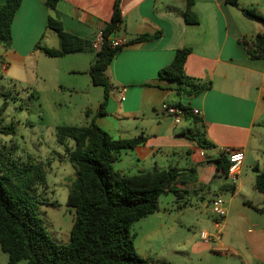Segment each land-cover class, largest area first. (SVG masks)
I'll return each mask as SVG.
<instances>
[{"label": "crops", "instance_id": "0c3cea01", "mask_svg": "<svg viewBox=\"0 0 264 264\" xmlns=\"http://www.w3.org/2000/svg\"><path fill=\"white\" fill-rule=\"evenodd\" d=\"M113 3L114 0H58L49 9L46 0H21L11 22V42L3 54L5 62L23 64L30 57L45 54L35 47L39 41L42 46H59L58 37L50 33L54 31L46 27L49 15L59 20L67 32L92 41L110 21ZM185 7L186 0H121L122 21L112 38L124 43L106 70L110 83L106 112L100 114L103 123H95L114 138L142 133L143 143L130 149L144 167L149 160L147 167L152 168L142 169L176 167L180 179L188 181L184 185L188 192L198 193L204 206H208L213 197L222 193H240L243 177L253 176L248 168L256 174L264 163V150L257 144L264 129V58H250L241 42L263 29L261 24L245 18L242 9L254 8L264 14V0H238L235 5L226 0H194L192 10L197 23L185 21ZM143 34L153 36L132 41ZM184 47L191 50L185 59V73L208 83V88L192 96L179 94L177 81L158 74L160 68L172 62L175 51ZM74 54H82L85 63H75L72 57L65 71L87 76L84 87L76 81L70 87L84 94L98 86L87 72L95 52L63 56ZM60 71L54 70L53 75L58 76ZM57 83L61 86V82ZM102 95L103 89L97 111ZM167 104L195 108L199 114L175 123L171 116L159 112ZM88 111L85 108L84 113ZM199 134L207 147H213L208 155L201 150L196 138ZM72 145L69 141L68 146ZM224 147L244 152L234 182L228 177L211 178L210 161L220 156ZM187 173L191 174L189 178L185 177ZM251 234L264 235V228Z\"/></svg>", "mask_w": 264, "mask_h": 264}, {"label": "trees", "instance_id": "16d2710c", "mask_svg": "<svg viewBox=\"0 0 264 264\" xmlns=\"http://www.w3.org/2000/svg\"><path fill=\"white\" fill-rule=\"evenodd\" d=\"M57 1L46 0V5L52 9ZM226 2L235 5L238 0ZM20 3L21 0H3L0 4V42L5 48L10 46L11 22ZM193 3L194 0H186L183 15L187 23L198 22L192 10ZM242 14L261 24L263 29L250 38L241 39V42L250 58H264V15L254 8H244ZM121 21V0H114L111 19L101 29L102 44L100 49L94 50L90 40L67 32L59 20L49 15L46 27L57 34L59 46H42L40 41L35 45L50 57L86 50L95 52L87 72L91 82L103 89L99 114L106 112L110 91L106 70L122 48V45H111V38ZM152 36L143 34L132 41ZM190 51L188 47L177 49L172 62L160 68L158 73L160 78L177 81V92L187 96L208 88L207 82L185 73L184 63ZM5 107L3 104L0 108V119ZM189 116L192 113L187 110L185 118ZM10 127L5 126L4 132ZM55 140L64 147L74 173L66 197V206L74 212L69 241L56 242L46 231L44 220L38 213L41 200L33 186L46 184L42 163L32 161L30 157L26 162L11 158L7 163L0 154V250L7 253L8 264L20 260H25L26 264H147V260L137 253L130 227L135 221L157 212L161 194L171 191L177 201L181 200L189 191L184 186L188 181L180 179L176 167H155L133 174L114 167L121 149H131L143 143L145 137L142 133L131 138H114L91 120L87 125H57ZM69 141L73 143L71 147ZM199 142L201 146H208L204 139ZM210 163L213 164L211 178L227 177L230 160L225 153ZM253 188L264 195V163L260 170L256 169Z\"/></svg>", "mask_w": 264, "mask_h": 264}, {"label": "rangeland", "instance_id": "374dc122", "mask_svg": "<svg viewBox=\"0 0 264 264\" xmlns=\"http://www.w3.org/2000/svg\"><path fill=\"white\" fill-rule=\"evenodd\" d=\"M50 33L57 37L54 32ZM4 52L5 47L0 42V108L6 105L0 119V154L7 163L11 158L26 162L28 157L42 163L46 184L33 186L41 200L38 213L48 234L56 242L66 243L74 219L73 209L66 206L74 173L64 148L55 140V128L61 124L87 125L91 120L103 123L97 112L102 87L96 86L84 94L71 91L74 81L82 87L87 82V76L65 71L72 57L75 63H85L82 54L49 57L42 53L22 64L6 63ZM56 69L61 71L55 77ZM57 82H61V86ZM85 108H89L87 115ZM5 126H11L8 132H4ZM198 137L203 139L202 134L196 135ZM258 138L257 144L264 150V129ZM201 150L208 155L213 147L202 146ZM135 155L130 149H121L114 167L128 174L152 168L147 167L148 159L144 167ZM248 169L253 176L243 177L240 193L220 195L224 201L223 217L212 213L210 205L204 206L198 193L188 192L178 201L171 191L161 194L157 212L135 221L130 227L137 253L147 264H264V235L251 234L264 228V195L253 188L255 173ZM190 175L187 173L185 177ZM184 202L186 204L180 207ZM0 264H8V255L2 250ZM16 264H26V261Z\"/></svg>", "mask_w": 264, "mask_h": 264}, {"label": "built area", "instance_id": "2783aa9c", "mask_svg": "<svg viewBox=\"0 0 264 264\" xmlns=\"http://www.w3.org/2000/svg\"><path fill=\"white\" fill-rule=\"evenodd\" d=\"M102 31L100 30L98 34L92 39L91 46L94 50L100 49V46L102 44ZM123 40L113 39L111 38V45L112 46H121L123 45ZM6 65L2 64V68L5 69ZM123 94V93H122ZM124 94L121 96V99H124ZM189 110L192 114H199L198 109L195 108H189L182 105H163V107L160 109V113L169 115L173 118L175 123H179L182 118L185 117V113ZM223 153H225L230 160V165L228 168L227 177L231 181H235L239 167L243 161L244 158V152L242 149L239 148H231V147H224ZM224 201L221 196H215L213 197L209 205L211 207L212 213L223 217L225 215V209H224ZM204 238L206 237L205 234H203Z\"/></svg>", "mask_w": 264, "mask_h": 264}]
</instances>
